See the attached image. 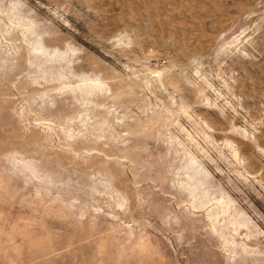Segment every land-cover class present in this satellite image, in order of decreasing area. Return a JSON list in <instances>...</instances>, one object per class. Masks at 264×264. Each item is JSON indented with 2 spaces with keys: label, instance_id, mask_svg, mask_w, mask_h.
Segmentation results:
<instances>
[{
  "label": "rangeland",
  "instance_id": "rangeland-1",
  "mask_svg": "<svg viewBox=\"0 0 264 264\" xmlns=\"http://www.w3.org/2000/svg\"><path fill=\"white\" fill-rule=\"evenodd\" d=\"M0 264H264V0H0Z\"/></svg>",
  "mask_w": 264,
  "mask_h": 264
}]
</instances>
